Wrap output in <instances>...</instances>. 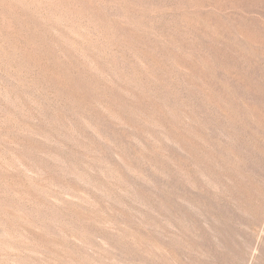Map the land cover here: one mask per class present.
I'll use <instances>...</instances> for the list:
<instances>
[{"label":"rangeland","instance_id":"1","mask_svg":"<svg viewBox=\"0 0 264 264\" xmlns=\"http://www.w3.org/2000/svg\"><path fill=\"white\" fill-rule=\"evenodd\" d=\"M0 264H264V0H0Z\"/></svg>","mask_w":264,"mask_h":264}]
</instances>
